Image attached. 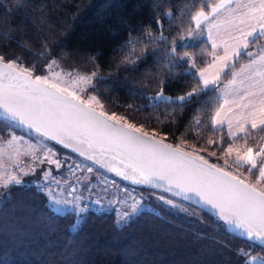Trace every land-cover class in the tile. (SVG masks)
I'll use <instances>...</instances> for the list:
<instances>
[{
	"label": "trees",
	"instance_id": "obj_1",
	"mask_svg": "<svg viewBox=\"0 0 264 264\" xmlns=\"http://www.w3.org/2000/svg\"><path fill=\"white\" fill-rule=\"evenodd\" d=\"M191 4L192 0H0V56L13 61L19 58L21 66L34 69L33 75L44 74L53 61L69 72L88 76L96 73L85 92L96 97L102 111L123 117L143 132L155 133L159 139L166 138V143L202 155L209 163L230 171L206 157L207 153H222L233 144L225 129H212L211 116L219 89L246 56L235 61L219 87L212 86L175 112L151 107L139 94L153 95L158 90L155 74L167 73V69L161 72L162 51L153 55L155 45L151 44L145 59L135 65L125 63L141 56L149 28L153 37L163 31L169 43L179 39L178 28L191 23ZM165 13H172L176 19L170 22ZM182 13H188V19ZM130 37L134 43L126 44ZM209 50L204 40L188 49L201 66L210 61ZM182 72L177 70L169 77L167 95H181L193 86L192 77ZM202 106L207 110H200ZM4 127L0 122V129ZM259 135L264 131H251L247 141ZM7 137L9 133L0 134L1 139ZM45 141L65 156L59 169L48 164L57 179L76 156ZM242 141L245 138L235 144ZM35 169L24 178L25 183L43 181L41 172L47 169ZM255 174L256 170L251 175ZM0 193V264H244V258L237 255L241 248L264 256L259 246L249 247L252 243L231 235L216 217L167 194L185 204L192 214L150 199L151 208L122 226L116 225L113 212L84 211L73 228L75 214L54 212L36 186L10 185L0 188Z\"/></svg>",
	"mask_w": 264,
	"mask_h": 264
},
{
	"label": "snow or ice",
	"instance_id": "obj_2",
	"mask_svg": "<svg viewBox=\"0 0 264 264\" xmlns=\"http://www.w3.org/2000/svg\"><path fill=\"white\" fill-rule=\"evenodd\" d=\"M191 8L194 10L190 15L191 23L178 28L179 39L173 38L169 43L163 31L153 37L149 28L148 42L141 56L135 60L126 59L125 63L135 65L145 59L151 44L155 45L153 55L162 51L164 63L161 72L167 69V73L155 74L158 76V90L153 95L139 94L151 107H164L168 112H175L183 110L193 98L201 96L211 86L219 87L222 77L234 67L235 61L242 55L249 57L247 64L231 71V78L224 85L225 91L218 98L211 116V127L214 131L227 127V137L233 144L225 151L229 156L235 152L236 165L239 168L247 166L249 174L258 170L257 183H264V143L258 142L256 147L246 146L251 131H264V0H192ZM164 15L170 18V22L176 19L172 13ZM182 15L188 19V13ZM205 32L211 46L207 55L211 59L201 66L188 49L192 47L189 41L202 37ZM127 43L134 41L130 37ZM257 45L260 46L257 52L249 50ZM18 59L6 60L0 56V122L5 126L0 129V134L26 128L44 140L71 148L85 160L106 166L108 171L132 184L160 190L147 195L136 189L125 192L118 203L131 211L118 213V225L126 223L131 215L142 212L149 196L186 215L192 213L185 204L162 193L182 197L183 201H192L195 197L194 203L210 207L220 221L230 226L227 229L229 233L245 237L253 242L249 247L258 245L264 252V189L223 167L210 164L202 155L166 143V138L156 139L155 133H142L141 128L123 117L97 112L92 107L94 101L99 103L95 96L83 99L77 91L62 87L48 76L33 75L34 69L21 66ZM180 69H183L181 75L192 77L193 86L181 95H167L165 88L169 77ZM96 76L93 73L80 80L90 83ZM200 110L207 109L202 106ZM196 123L200 121L197 119ZM242 137L245 144L234 147ZM20 139L22 137L12 135L9 143ZM42 148L45 156L40 163L46 161L59 169L62 165L60 160L53 159L57 155L55 151L47 145H42ZM105 158L113 163L107 164ZM80 167L77 164L70 169L73 176ZM18 170L22 175L7 173V179L0 182V188L22 186L25 183L22 176L36 171L31 166L27 171L22 167ZM87 171L91 173L93 169L88 167ZM53 180L51 172L43 171V183L36 182L37 190L49 189L46 196L51 197L49 203L56 206L58 214L72 211L76 216L72 227L76 228L87 205L81 207L80 196H73L71 200L57 198L50 187ZM55 183L59 186L62 181L55 180ZM75 190L73 185L72 191ZM128 200L132 201L130 205ZM66 205H72V208L68 209ZM237 255L244 258V264H264V256L252 255L243 248L237 251Z\"/></svg>",
	"mask_w": 264,
	"mask_h": 264
},
{
	"label": "rangeland",
	"instance_id": "obj_3",
	"mask_svg": "<svg viewBox=\"0 0 264 264\" xmlns=\"http://www.w3.org/2000/svg\"><path fill=\"white\" fill-rule=\"evenodd\" d=\"M189 43H190V41H189ZM190 44L194 45L192 43H190ZM48 65H51V67L49 68ZM48 65L46 68V72L44 74H42V76H48L50 78V80H52L53 82H59L62 87H69L70 89L77 91V93L83 99H88L89 97L93 96V95L85 92V89L91 84V82L87 83V82L80 80L81 77H89L88 75H83V74L63 70V69L55 66L53 63H49ZM55 74H59V75L57 76ZM73 81H75L76 83H73ZM92 107H94L96 110L102 111L101 105L99 103H96L95 101L92 103ZM12 135L22 137V139H20L17 142H13L10 144L9 141L11 140ZM6 139H7V141L5 142V145H8V147L10 148V151L12 153L6 154L5 157H3L2 159L6 160L8 162L10 161V159H8V158L11 157V158L15 159V161H13V163H17L18 161H19V163H22V161H25V162H28L29 165L33 164V165H36V167H38L40 169L46 168L48 171H50L51 168L48 166V163L46 161L44 163H40V160L44 159V156H45V151L42 148V145H47L48 147L52 148L55 151V153L57 155L54 156L53 159H58L61 161V163H62V160H64L63 157H65V156L63 154H61L59 151H57L56 149H54L53 147L49 146V144H47V142L43 138H40L36 134H34V133L24 129V128H17V130L14 133L9 132V137H7ZM254 139H255V141H253ZM258 142L264 143V135H259L257 137L255 136V138L252 137L251 140L248 139L246 146L256 147ZM244 144H245V141H242L240 143L235 144L234 147H240V146H243ZM225 150L226 149H224V152H222V153L220 151V153L217 155H212V153H207L208 155H206V154L205 155L207 158L215 159V161L220 163L221 166L228 168L230 170V172H232L234 175L239 176L241 179H244L246 182L253 184L254 186H256L259 189H264V183H257L256 178L259 175L258 170H256V174L253 176L246 171L247 166H245L243 168H239L235 163L236 153L233 152L231 154V156H229ZM78 159H80V158L74 157V158H72L71 163H69V162L67 163L68 165H67V167H65L66 170H65L64 174L67 176V173H68L70 166L73 163H77L80 161L85 166L84 170L81 171L82 177L88 176L91 179H95L97 183H100V182H98V179H102V180H106V181L108 179H110L111 183H109V185H107L106 188L108 190L112 189V191L115 192L113 194L114 198L105 199L106 198L105 197L104 199H101L100 201H104L103 202L104 204L99 202V204H98L99 208L93 212H101V211L113 212L115 214V217H116V225L122 226L123 224H125V223H120L119 225L117 224V221L120 219L118 213L123 212V211L130 212L131 210H130V208H126L124 206V204L118 203V201H120L124 198L125 192H131L133 189H136L137 191H141V189L140 188H132V187H128L126 185H123L120 182H118L114 177H112L108 173L100 170L96 166L90 164L89 162H87L85 160H82V159L78 160ZM1 161L2 160L0 159V163H1ZM88 167H92L93 171L91 173H89L87 171ZM56 178L57 179H55V180L60 179L61 175L57 176ZM0 179H1V177H0ZM102 185H104V184H102ZM142 191L146 195L151 192V191H145V190H142ZM47 192H48V190H44L42 192L44 194L46 204L54 212H56L55 211L56 206L49 203V200L51 199V197L46 196ZM83 192L84 191H81L82 194H83ZM68 193H69V191H68ZM74 193H76V192H74ZM56 196H57V198H65V196L63 194L61 195L62 197L58 194H56ZM74 196H76V194ZM86 196H88V195H86ZM69 197L71 200L73 195L69 193ZM91 198H93V197H91ZM150 199H153L155 202H157L159 204L165 205L164 203L158 201L154 197L149 196L148 199L145 201L144 209L152 207L151 204L149 203ZM131 203H132L131 200L127 201V204L130 205ZM65 207L68 209H71L72 205H66ZM85 211H87V210H85ZM84 213L85 212H83V214ZM135 215L136 214L131 215L129 219L134 218Z\"/></svg>",
	"mask_w": 264,
	"mask_h": 264
},
{
	"label": "crops",
	"instance_id": "obj_4",
	"mask_svg": "<svg viewBox=\"0 0 264 264\" xmlns=\"http://www.w3.org/2000/svg\"><path fill=\"white\" fill-rule=\"evenodd\" d=\"M202 40H204L208 44V46L211 48L210 43L207 41V33L206 32L204 33V35L202 37L197 38L195 40H191L190 43L197 44L198 42H200ZM262 43H264V42H262ZM259 47L260 46L257 45L256 48H251L249 50H251L253 52H257L259 50ZM249 59L250 58L246 56V60L243 61V62H241L234 70H239V68L241 67V65L247 64V62H248ZM230 78H231V76L228 79H230ZM226 83H227V81L219 89V91H218V96L219 97H220L221 93L225 91L224 85ZM223 129H225L226 134H227V127L224 126ZM6 141H7V139H1L0 138V159L2 160L1 163H0V177H1L0 182H2V180L7 179V175H6L7 173H14L16 175H22L19 172V170H18L19 167L24 168L25 171L28 170L29 166L33 167L32 166L33 164L32 165H29V163L28 162H25V161H22V163H19V165L17 163H13V161H15V159L14 158H11V157L8 158V159H10L9 162L6 161V160H3L2 158L5 157L6 154H8V153L11 154L12 153L10 151V148L8 147V145H5V142ZM43 171H48V170H43ZM43 171L41 172L42 178H43ZM28 176H22V179L24 180V178H26ZM58 180H61L62 181V183L59 186H57V187L54 188V187H52L50 185L53 193L54 194H58L60 196L63 194L65 196V198H67V199L69 198V200H70L69 193L72 194L73 196L76 194V196H80L81 197V200H80L81 207H83V203H84V201L86 199H94V200H97V201L101 202L102 204H104L103 203L104 201H100L101 199H104L105 197H106L105 199H107V198H109V199L110 198H114L113 197V194L115 192L112 191V189L111 190H108L107 192H105V189H106L107 184L102 185V183L101 184L100 183H97L95 179H91L88 176L87 177L86 176H83L81 178V180L79 182L80 189L78 191H72V188L70 186V180L68 179V177L65 174H62L61 175V178L58 179ZM53 182H55V181L53 180ZM40 183H43V181H41ZM44 190H49V189L48 188H45ZM68 191H69V193H68ZM81 191H84L83 194L81 193ZM74 192H76V193H74ZM86 195H88V196H86ZM91 197H93V198H91Z\"/></svg>",
	"mask_w": 264,
	"mask_h": 264
},
{
	"label": "water",
	"instance_id": "obj_5",
	"mask_svg": "<svg viewBox=\"0 0 264 264\" xmlns=\"http://www.w3.org/2000/svg\"><path fill=\"white\" fill-rule=\"evenodd\" d=\"M96 111L99 112V110H96ZM121 123H122V122H121ZM24 129H26V128H24ZM26 130H28V129H26ZM28 131H30V130H28ZM30 132H32V131H30ZM32 133H34V132H32ZM142 133H143V131H142ZM155 138H156V139H159V138H157V137H155ZM47 141H49V142H51V143H53V144H55V145L61 147L62 149H64L65 151L71 153L72 155H74V156H76V157H78V158H80V159H82V160H85L83 157L79 156L78 153L73 152L71 148H64L62 145L57 144L55 141H50V140H47ZM186 152H187V151H186ZM105 159H106V163H107V164H111V163H113L112 161L107 160V158H105ZM85 161L89 162L90 164L96 166V167L99 168L100 170H102V171L108 173L109 175H111V176L114 177L115 179H117V180H119V181H121V182H123V183H125V184H127V185L139 186V187H146V186H144V185H135V184H132L130 181L124 180L121 176L116 175V173H114V172H112V171H108L106 166H102V165H100V164L93 163L92 161H89V160H85ZM210 164H211V163H210ZM152 190L160 192L159 189H152ZM163 194H167V195L171 196V194H168V193H163ZM171 197H173V196H171ZM173 198H175V199H177V200H179V201H182V202H184V203H187V204L190 205V206H193V207H196V208H198V209H201V210H203V211L209 213L210 215L216 217L214 210L211 209L210 207L205 206V205H199V204L194 203V201L196 200L195 197L192 198V201H183L182 197H173ZM216 218H217V217H216ZM217 219H218V218H217ZM226 227H227V229H228L230 226L226 225ZM228 232H229V231H228ZM230 234L233 235V236H235V237H238V238H240V239H243V240H245V241H247V242L253 243V242H251V241H248L245 237H240V236H238V235H235L234 233H230ZM257 246H258V245H257Z\"/></svg>",
	"mask_w": 264,
	"mask_h": 264
},
{
	"label": "built area",
	"instance_id": "obj_6",
	"mask_svg": "<svg viewBox=\"0 0 264 264\" xmlns=\"http://www.w3.org/2000/svg\"><path fill=\"white\" fill-rule=\"evenodd\" d=\"M79 164L81 167L79 168V170L76 171L75 173V176L72 175V172L70 171V169H73L75 165ZM85 166L84 164H82L80 161L77 162V163H73L69 170H68V173H67V177L68 179L70 180V186L72 188L73 185L76 186V190L75 191H78L80 189V186H79V182H80V179H81V171L84 170ZM92 168V167H91ZM79 178V179H77ZM109 181H103V183H108ZM26 185H31V186H36V182L33 181V182H30V183H24ZM52 187H57V184L54 182H52ZM95 201L97 200H91V199H87L84 201L83 203V206L86 204L87 205V208L85 210L87 211H95L99 208V203H96Z\"/></svg>",
	"mask_w": 264,
	"mask_h": 264
},
{
	"label": "bare ground",
	"instance_id": "obj_7",
	"mask_svg": "<svg viewBox=\"0 0 264 264\" xmlns=\"http://www.w3.org/2000/svg\"><path fill=\"white\" fill-rule=\"evenodd\" d=\"M78 160H81V159H78Z\"/></svg>",
	"mask_w": 264,
	"mask_h": 264
}]
</instances>
